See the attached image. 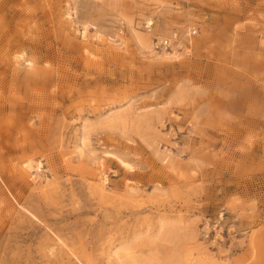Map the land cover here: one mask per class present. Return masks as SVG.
<instances>
[{
	"label": "rangeland",
	"instance_id": "rangeland-1",
	"mask_svg": "<svg viewBox=\"0 0 264 264\" xmlns=\"http://www.w3.org/2000/svg\"><path fill=\"white\" fill-rule=\"evenodd\" d=\"M0 264H264V0H0Z\"/></svg>",
	"mask_w": 264,
	"mask_h": 264
},
{
	"label": "built area",
	"instance_id": "built-area-1",
	"mask_svg": "<svg viewBox=\"0 0 264 264\" xmlns=\"http://www.w3.org/2000/svg\"><path fill=\"white\" fill-rule=\"evenodd\" d=\"M149 26L150 25H148L147 27ZM195 34H196V30L190 29L182 33L174 32L168 37L156 38L155 39L156 49L162 51H172L173 49H179L183 47L185 43L187 46L191 37L194 36Z\"/></svg>",
	"mask_w": 264,
	"mask_h": 264
},
{
	"label": "bare ground",
	"instance_id": "bare-ground-1",
	"mask_svg": "<svg viewBox=\"0 0 264 264\" xmlns=\"http://www.w3.org/2000/svg\"><path fill=\"white\" fill-rule=\"evenodd\" d=\"M120 163H121L122 165H124V166H127V164L124 163V162H122L121 160H120ZM27 167H28V166H27ZM27 167L25 166V170H29V169H30L29 167H28L29 169H28ZM26 168H27V169H26ZM29 172H30V170H29Z\"/></svg>",
	"mask_w": 264,
	"mask_h": 264
}]
</instances>
